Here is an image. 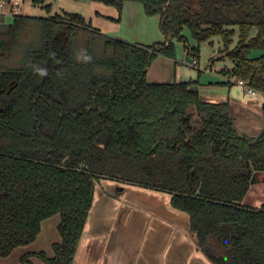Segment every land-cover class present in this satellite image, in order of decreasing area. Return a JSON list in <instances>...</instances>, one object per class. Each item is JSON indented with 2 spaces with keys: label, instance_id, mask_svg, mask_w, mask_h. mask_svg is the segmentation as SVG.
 Instances as JSON below:
<instances>
[{
  "label": "trees",
  "instance_id": "trees-1",
  "mask_svg": "<svg viewBox=\"0 0 264 264\" xmlns=\"http://www.w3.org/2000/svg\"><path fill=\"white\" fill-rule=\"evenodd\" d=\"M92 1L116 8L117 21L124 3H140L159 17L164 41L129 43L79 14H14L9 24L0 15V257L33 243L42 222L59 215L52 254L26 252L20 264H73L95 183L106 176L170 194L213 264H264V203H243L264 172V128L239 135L229 102L204 100L198 80L146 79L158 56L175 59L174 40L196 58L187 28L198 43L220 39L232 62L219 71L223 85L242 80L264 95V0ZM213 236L226 256L212 254Z\"/></svg>",
  "mask_w": 264,
  "mask_h": 264
},
{
  "label": "crops",
  "instance_id": "crops-1",
  "mask_svg": "<svg viewBox=\"0 0 264 264\" xmlns=\"http://www.w3.org/2000/svg\"><path fill=\"white\" fill-rule=\"evenodd\" d=\"M94 7L97 16L91 18L92 25L104 34L143 46L164 41V36L159 29V17L146 16L140 3H124L119 21L116 20L119 16L116 8L96 2ZM190 64L192 62L158 56L148 68L146 79L149 83L192 80L194 72ZM212 78L216 81L209 80L208 87L203 86L202 91L198 89L201 97L210 102L228 101L230 115L234 119L236 129L247 137L258 135L264 128L262 112L264 95L247 94L234 82L223 85L222 83L228 79L220 72H215ZM103 181L106 180L100 182ZM100 182L96 186H99ZM115 184L103 191L106 195L97 194L95 186L93 204L77 248L78 251L80 243L89 246V254L83 264H213L198 248L196 239L190 232L189 222L186 229L184 224L183 229H179L180 214L178 212L166 219L156 218L154 229L149 233L147 230L150 223L143 214H141L142 218L137 217L131 220L120 218L118 213L121 207L114 204L113 200L116 199L118 191L125 192V187L115 186ZM255 186L257 193L251 199L256 202L262 196L263 188L261 189L259 184ZM136 204L142 203L136 201L133 205ZM59 221L60 218L57 215L45 219L36 240L30 245L15 249L6 258L0 257V264H19L21 255L26 252L43 251L51 255L52 244L60 241L57 231ZM188 229L189 232H187ZM84 233L86 237L82 240ZM32 245H36L39 250H28ZM14 253H18V257L13 258ZM31 260L33 264H46L36 257H31ZM16 261L18 263H15Z\"/></svg>",
  "mask_w": 264,
  "mask_h": 264
},
{
  "label": "rangeland",
  "instance_id": "rangeland-1",
  "mask_svg": "<svg viewBox=\"0 0 264 264\" xmlns=\"http://www.w3.org/2000/svg\"><path fill=\"white\" fill-rule=\"evenodd\" d=\"M10 2L5 3V23L9 24L12 22V16L13 14H9V9L16 5L19 7V13L21 15L25 16H31V17H51L55 14H79L83 16L87 22H89L92 25L91 18H96V10L94 7L95 1L92 0H42L41 2H36L35 0H9ZM100 3V2H96ZM103 4V3H102ZM48 5L49 7L45 8L44 6ZM105 5V4H104ZM108 6V5H107ZM4 15V14H3ZM93 18V19H94ZM93 26V25H92ZM254 32L252 33V35ZM182 35L186 37V44L188 47L197 48V56L196 60L194 59L195 63L190 64L191 70L194 72V79L198 80L197 85H194L193 87H196L197 89H203V86H209L207 85L208 81H216L214 78H212L215 74V72H219L221 70L231 68L232 62L223 56V52H220V50L223 48V45L218 37H215L213 39V44H208V42H201L198 43L194 38H192L189 30L187 28H184ZM238 36L237 34L233 37V43L231 45V48L234 47L237 44ZM175 45V58L179 61H183L186 58V51L184 48V43L179 42L177 40H174ZM192 79V80H194ZM247 95V94H246ZM201 96V95H200ZM194 108L193 106H191ZM258 177V178H257ZM257 181L259 180L258 184L261 186V194L259 200L252 201V195L251 198H247L246 204L248 205H259L261 202L264 201V172H256ZM111 182V181H110ZM107 182L103 181L100 182L99 186L97 187V194L101 193L102 195L106 193L103 192L108 187H112V184H115V182ZM261 182L263 184H261ZM115 184V186L125 187V192H119L116 197V199L113 200L114 204L121 207L120 212L118 213V216L120 218L124 217L125 220H131L133 218L141 217L143 214L145 216V219L147 222L150 223V226H148L147 232H151L152 229H154V224L156 218H163L166 219L167 217L171 216L172 214H180L179 221L180 226L179 229L182 230V225L184 224V228L186 229L188 224V217L186 213L174 210L170 206V194L164 191H157L153 189H146L141 188L133 185L123 186L120 183ZM257 186V185H256ZM256 186H253L252 194L254 195L257 193V190L254 189ZM251 188V187H250ZM255 191V192H254ZM103 192V193H102ZM255 196V195H254ZM136 201L141 202L142 204H136L133 205ZM123 208H126L125 211H121ZM170 210V212H168ZM170 213V215H169ZM59 216V215H57ZM185 221V222H184ZM162 225V223H160ZM159 225V223L157 224ZM189 232V229L188 231ZM193 234V233H192ZM86 237V233H84L82 240H84ZM82 242V241H81ZM210 245L212 246L213 250L212 253L215 255H223L226 256L229 248L222 246L220 243H218L217 239L213 236L210 239ZM28 250H39V248L36 245H32L30 249ZM17 254V255H16ZM89 254V246L84 245L80 243V247L76 253V257L74 260V264H83V261L86 259L87 255ZM13 258L18 257V253H14L12 255ZM15 263H18L17 261ZM20 264V262H19Z\"/></svg>",
  "mask_w": 264,
  "mask_h": 264
},
{
  "label": "built area",
  "instance_id": "built-area-1",
  "mask_svg": "<svg viewBox=\"0 0 264 264\" xmlns=\"http://www.w3.org/2000/svg\"><path fill=\"white\" fill-rule=\"evenodd\" d=\"M4 8H5V2H1L0 3V15H6L5 12H4ZM19 7L16 6V5H13L10 10H9V14H18L19 12ZM192 63H195V61H192ZM228 79V78H227ZM237 85H239L243 90L244 92H246L247 94H250V95H255L256 93H258L257 91H255L254 89H252L251 87H249L244 81L242 80H238L235 82Z\"/></svg>",
  "mask_w": 264,
  "mask_h": 264
},
{
  "label": "water",
  "instance_id": "water-1",
  "mask_svg": "<svg viewBox=\"0 0 264 264\" xmlns=\"http://www.w3.org/2000/svg\"><path fill=\"white\" fill-rule=\"evenodd\" d=\"M185 61L187 62V63H191L192 62V59L191 58H188V57H186L185 58ZM194 107V106H193ZM188 112L190 113V114H194V118L195 119H198V114H197V111H196V109H195V107L194 108H192L191 106L189 107V109H188ZM239 134V133H238ZM239 135H241V134H239ZM103 179H108V177H106V176H103L102 177ZM255 181H256V179H255ZM97 185V182L95 183V186ZM125 185H129V184H125ZM253 186H255L254 184L253 185H251V188L249 189V191L247 192V194H246V196H245V198H244V200H243V203L244 204H246V200H247V198L249 199V197L251 198V195L253 196V194H252V192H253V190H252V188H253ZM89 214H90V212H89ZM187 215V214H186ZM89 216V215H88ZM188 217V216H187ZM193 236H194V238L196 239V235L193 233ZM197 242V241H196ZM210 246V248H211V252H212V250H213V248H212V246L211 245H209ZM213 254V253H212ZM213 255H215V254H213Z\"/></svg>",
  "mask_w": 264,
  "mask_h": 264
},
{
  "label": "flooded vegetation",
  "instance_id": "flooded-vegetation-1",
  "mask_svg": "<svg viewBox=\"0 0 264 264\" xmlns=\"http://www.w3.org/2000/svg\"><path fill=\"white\" fill-rule=\"evenodd\" d=\"M191 115V121L193 122V124L194 125H196L197 126V122H195V118H194V114H190ZM236 127V126H235ZM237 132L239 133V134H241V135H243L241 132H239L238 130H237ZM245 136V135H244ZM247 137V136H246ZM255 177H256V174L254 175V185L255 184H258V182H260L259 180L257 181V179H256V181H255ZM258 178V177H257ZM104 180H106V181H111V182H115V183H120V182H117V181H112V180H108V179H104ZM102 181V180H101ZM121 184V183H120ZM252 184V185H253ZM261 184H263L262 182H261ZM123 186H128V185H125V184H122ZM264 203V201L263 202H261L259 205H256V204H254V205H250V206H253V207H259V206H261L262 204ZM211 244V243H210Z\"/></svg>",
  "mask_w": 264,
  "mask_h": 264
}]
</instances>
